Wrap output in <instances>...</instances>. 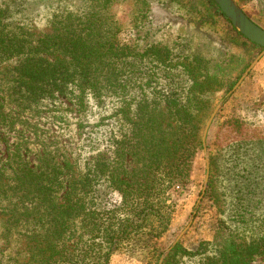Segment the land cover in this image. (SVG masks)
Wrapping results in <instances>:
<instances>
[{
    "label": "trees",
    "instance_id": "obj_1",
    "mask_svg": "<svg viewBox=\"0 0 264 264\" xmlns=\"http://www.w3.org/2000/svg\"><path fill=\"white\" fill-rule=\"evenodd\" d=\"M110 1L95 0L89 12L52 22L46 34L9 27L0 13V126L12 114L44 102H67L79 115H85L92 99L109 98L112 105L111 135L105 142L109 154L98 155L90 169L80 172L67 159L50 169L27 162L11 167L9 179L23 203V217L32 225L23 236L25 264H110L132 241L163 237L175 208L172 192L186 190L194 161L203 151L208 97L228 93L262 51L232 27L213 0L170 1L180 21L219 44V58L175 59L162 45L134 50L118 42L120 27L107 11ZM235 1L243 9L251 0ZM259 16L264 18V9ZM135 84L137 100L131 90ZM153 85L159 104L150 97ZM124 125L129 127L126 132ZM212 127L206 139L208 189L219 204L213 171L220 175L221 159L209 150ZM216 129L227 139L222 161L227 179H234L235 193L229 198L234 210L227 215L221 205L216 207L212 241L200 242L195 250L177 243L162 264L179 259L249 264L264 256V195L257 192L264 181V137L238 119L218 123ZM84 141L92 150L100 145L91 135ZM4 176L0 173V187ZM249 176L255 185L245 184L243 190L242 181L249 183ZM113 191L120 194V203L103 209V200ZM3 198L7 196L0 192ZM162 254L152 249L146 264H159Z\"/></svg>",
    "mask_w": 264,
    "mask_h": 264
},
{
    "label": "rangeland",
    "instance_id": "obj_2",
    "mask_svg": "<svg viewBox=\"0 0 264 264\" xmlns=\"http://www.w3.org/2000/svg\"><path fill=\"white\" fill-rule=\"evenodd\" d=\"M94 3L95 0H0L1 20L12 28L23 27L35 35L46 34L50 32L52 22L62 21L68 14L80 16L87 13ZM261 9H264V0H251L242 10L264 29V18L259 16ZM107 11L120 27L117 39L123 46L141 51L147 47L162 45L170 50L175 59L199 55L212 60L223 55L219 44L204 31L189 27L176 17V6L170 0H111ZM243 82L227 99L225 97L232 89L222 98L218 93L211 94L206 102L208 112L204 119V127L214 109L223 101L222 107L212 121L215 125L217 123V126L212 127V123L210 125L212 131L209 141L211 154L217 157V160L221 159L220 175L217 169L213 171V186L217 184L215 189L219 196V204L215 202L216 197L213 192L208 189V181L204 195L197 204L204 187L206 161L209 164L205 141L206 153L202 151L196 157L186 190L180 195L177 194V188L172 192L175 208L169 231L159 239L132 241L112 257L116 259V264H119V257L129 258L131 262L128 264H146L152 249L163 252L159 260V264H162L174 241L190 221L189 228L177 243L186 250H195L200 242H210L213 239L219 217L216 207L221 205L227 215L232 214L234 206L230 204L229 198L235 193L234 179H227L224 170L223 147L227 139L221 135L222 132L216 131L218 123L222 124L228 119H238L250 130H257L264 137V107L262 112L260 107H256L263 103L253 100L251 93L246 94L247 89L242 87ZM135 85L138 87L131 90L137 100L140 90L137 89L139 85ZM155 88L156 85H153L149 90L150 97L159 104ZM111 106L109 98L103 102L92 99L85 115H79L70 110L67 102H63L61 106L44 102L41 106L31 105L24 110V114H12L6 124L0 126V173L5 174L1 181L0 192L7 196L0 199V264H25L27 259L23 236L32 227L30 221L28 220L30 224L27 223L23 217L25 213L23 203L19 200V195L14 192V181L9 179L11 167L27 162L39 169H50L55 162L67 159L80 172L90 169L98 155L109 154L105 142L111 135L112 126L109 120ZM124 127L122 131H128L129 127L125 125ZM88 135L99 141L100 145L96 150H92L90 145L85 143L84 136ZM216 135L219 139L215 138ZM261 152L264 154V150ZM15 155H20L22 160L20 161ZM260 161L263 162L264 157L260 156ZM253 168H249L250 171H255ZM68 170L64 168V171ZM249 179V183L242 181L243 190L247 187L245 184H249L248 187L255 185L256 179L252 176H249ZM260 186H264V181H259L257 189L260 195H264V190ZM120 201V194L113 191L106 196L101 207L109 210L117 206ZM172 264L193 263L179 259ZM249 264H264V256L254 258Z\"/></svg>",
    "mask_w": 264,
    "mask_h": 264
},
{
    "label": "water",
    "instance_id": "obj_3",
    "mask_svg": "<svg viewBox=\"0 0 264 264\" xmlns=\"http://www.w3.org/2000/svg\"><path fill=\"white\" fill-rule=\"evenodd\" d=\"M215 4L219 7L220 11L223 13V15L228 19V21L231 23L232 27L240 33L245 39L248 41L256 44L260 48H262V51L259 53V55L250 63L248 68L244 71L243 75L240 77V79L237 81V83L234 85L232 90L226 95L225 99L230 97L234 91L237 90V88L241 85L243 80L247 77V75L250 73V71L256 66V64L260 61V59L264 56V29L259 27L258 25L254 24L247 15L243 12V10L236 4L234 0H213ZM223 101L219 103V105L214 109L212 112L210 118L208 119L204 130L202 134V145H203V151L204 154L206 153V146L205 141L208 133V129L219 111V109L222 107ZM209 176V164L208 161H206V175L204 180V187L202 189L201 195L197 201V204L200 203L205 188L207 185ZM191 224V221L189 225L186 227V229L176 238L174 241L172 247L179 241V239L182 237V235L185 233V231L189 228Z\"/></svg>",
    "mask_w": 264,
    "mask_h": 264
},
{
    "label": "crops",
    "instance_id": "obj_4",
    "mask_svg": "<svg viewBox=\"0 0 264 264\" xmlns=\"http://www.w3.org/2000/svg\"><path fill=\"white\" fill-rule=\"evenodd\" d=\"M242 87H245L246 94L251 93L250 96L253 100H256L261 104L260 112H262L264 107V57L260 59V61L256 64V66L252 69L251 73L249 74L248 78L243 82ZM116 259L112 258L110 264H116ZM127 257H119V264H128L130 261Z\"/></svg>",
    "mask_w": 264,
    "mask_h": 264
}]
</instances>
